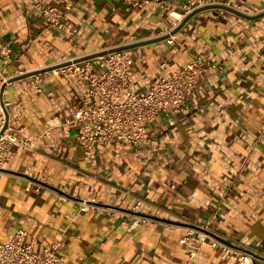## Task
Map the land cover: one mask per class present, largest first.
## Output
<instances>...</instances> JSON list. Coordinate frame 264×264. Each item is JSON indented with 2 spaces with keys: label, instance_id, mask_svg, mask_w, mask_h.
<instances>
[{
  "label": "crops",
  "instance_id": "crops-1",
  "mask_svg": "<svg viewBox=\"0 0 264 264\" xmlns=\"http://www.w3.org/2000/svg\"><path fill=\"white\" fill-rule=\"evenodd\" d=\"M43 1L66 10L64 28L27 12L23 0H0V40L34 71L156 39L174 20L170 10L185 2L169 0L170 9L149 4L126 10L119 0ZM223 2L250 16L264 12L259 0ZM175 39L132 48V80L139 93L196 54L221 68L201 74L186 114L160 112L149 126L157 152L98 143L86 154L69 122L81 88L49 70L40 72L41 92L25 79L10 83L5 95L10 117L19 136L34 145L14 146L2 166L7 171H0V243L25 230L23 242L38 254L62 241L58 264H183L188 258L180 242L183 227L207 225L206 233L264 256V16L208 9L192 16ZM1 86L0 76V91ZM84 199L115 212L91 209L72 220L80 210L77 201ZM138 201L140 213L155 221L128 231L123 221H130L126 214ZM197 263L236 264V258L203 245Z\"/></svg>",
  "mask_w": 264,
  "mask_h": 264
},
{
  "label": "built area",
  "instance_id": "built-area-1",
  "mask_svg": "<svg viewBox=\"0 0 264 264\" xmlns=\"http://www.w3.org/2000/svg\"><path fill=\"white\" fill-rule=\"evenodd\" d=\"M119 1L125 4L126 10L149 4H158L165 9L173 6L169 0ZM259 1L264 11V0ZM213 4L233 7L223 0H185L179 10H170V16L174 20L171 21L170 27L158 36L169 34L167 42L174 43L175 34L171 32L178 27L180 21L196 9ZM23 6L27 12H37L48 26L53 28H64L69 19L66 10L48 5L43 0H23ZM116 47L119 46L54 62L34 71L25 68L21 56L14 53L9 42L0 40V58L4 60V63L0 64V167L13 157L14 146L31 148L34 145L33 141L19 136L16 122L10 117L11 102L5 99L7 87L19 77L25 76L22 79L41 92L44 78L40 72L49 70L62 75L72 86L81 88L82 93L78 101L70 106L69 122L76 125L75 141L86 154H91L98 143L148 147L157 152L158 142L149 133V126L157 120L160 112L186 114L187 99L198 87L201 74L210 69L221 68L204 55L196 54L187 64L175 69L169 76L159 74L144 93H139L132 80L133 50L112 52ZM5 67L10 68L9 74L4 73ZM161 67L165 68L166 63H162ZM77 202L80 210L73 213L72 220L91 209L102 214L107 211L115 212L112 208L97 205L94 199ZM141 203L142 201H138L126 214L130 221L125 219L123 222L128 231H133L140 224L155 221L140 213ZM213 217L212 214L210 219ZM207 227H183L185 234L180 238V242L186 246L188 255L183 264H198V251L203 245L221 247L225 254H234L236 264H264V256H259L248 248L233 246L227 240L206 233ZM26 235L27 231L18 230L10 241L0 243V264H58L61 261V240L53 242L38 254L30 243L23 242Z\"/></svg>",
  "mask_w": 264,
  "mask_h": 264
},
{
  "label": "water",
  "instance_id": "water-1",
  "mask_svg": "<svg viewBox=\"0 0 264 264\" xmlns=\"http://www.w3.org/2000/svg\"><path fill=\"white\" fill-rule=\"evenodd\" d=\"M208 9H223V10H227V11H231V12H235L241 16H244L246 18H249V19H255V18H259V17H262L264 16V12H262L261 14L259 15H256V16H250V15H246V14H243L241 13L239 10H236V8L234 7H231V6H226L224 4H213V5H209V6H206V7H202V8H199V9H196L195 11H193L192 13H190L189 15H187L183 20L182 22L178 25L177 28H175L171 34H175L192 16H194L195 14H198L202 11H205V10H208ZM169 37V34H166V35H163V36H159L158 38L156 39H152V40H145V41H142V42H138V43H133V44H126V45H123V46H119V47H116V48H113L111 51H120V50H125V49H132L134 47H138V46H142V45H145L149 42H153V41H156V40H161V39H167ZM90 57V56H89ZM25 76L23 77H19L15 80H18V79H22L24 78ZM3 89V88H2ZM0 171H7L5 170L4 168L0 167Z\"/></svg>",
  "mask_w": 264,
  "mask_h": 264
}]
</instances>
